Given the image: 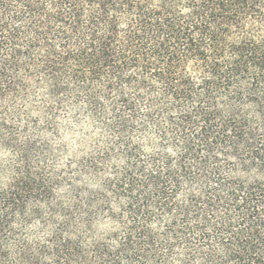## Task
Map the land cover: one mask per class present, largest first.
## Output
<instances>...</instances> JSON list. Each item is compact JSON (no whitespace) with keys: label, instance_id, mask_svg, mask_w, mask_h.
Wrapping results in <instances>:
<instances>
[{"label":"trees","instance_id":"16d2710c","mask_svg":"<svg viewBox=\"0 0 264 264\" xmlns=\"http://www.w3.org/2000/svg\"><path fill=\"white\" fill-rule=\"evenodd\" d=\"M0 264H264V0H0Z\"/></svg>","mask_w":264,"mask_h":264},{"label":"rangeland","instance_id":"374dc122","mask_svg":"<svg viewBox=\"0 0 264 264\" xmlns=\"http://www.w3.org/2000/svg\"><path fill=\"white\" fill-rule=\"evenodd\" d=\"M73 142V141H72ZM74 143V142H73ZM72 144V143H71ZM75 151H79L78 145L76 144L75 148H73Z\"/></svg>","mask_w":264,"mask_h":264}]
</instances>
